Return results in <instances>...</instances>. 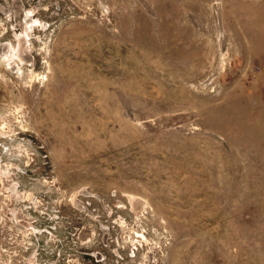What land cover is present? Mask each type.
<instances>
[{
	"label": "rangeland",
	"instance_id": "374dc122",
	"mask_svg": "<svg viewBox=\"0 0 264 264\" xmlns=\"http://www.w3.org/2000/svg\"><path fill=\"white\" fill-rule=\"evenodd\" d=\"M17 4L0 48L28 32L32 59L0 56V264H103L83 251L104 224L122 264H264V0Z\"/></svg>",
	"mask_w": 264,
	"mask_h": 264
},
{
	"label": "flooded vegetation",
	"instance_id": "af4514ba",
	"mask_svg": "<svg viewBox=\"0 0 264 264\" xmlns=\"http://www.w3.org/2000/svg\"><path fill=\"white\" fill-rule=\"evenodd\" d=\"M1 7L4 8V10L6 12H8V15H11V10L10 8L4 6V5H1ZM22 22H25V17L23 18ZM9 44L11 42H4L3 44ZM2 57V55H0ZM102 224V223H100ZM106 224H104V229H101L103 231V237H101V244L103 246V248H100V249H94V250H85L83 251V254L89 256V257H92L96 262H100V263H103V264H109V261H113V264H122V262L124 260H126V256L123 254V251H124V246L122 245H114V247L112 246V242L111 240H113V233H112V230H111V226H109V228H106L105 226ZM101 234V235H102ZM141 237V236H140ZM138 241V240H137ZM115 243V241H114ZM134 243V242H133ZM109 250V251H108ZM132 252H135L134 248L132 250ZM129 254V252H127ZM129 256H132L131 254H129ZM135 256V254H134ZM50 264H58V260L56 261H53L51 260L50 261Z\"/></svg>",
	"mask_w": 264,
	"mask_h": 264
},
{
	"label": "bare ground",
	"instance_id": "6f19581e",
	"mask_svg": "<svg viewBox=\"0 0 264 264\" xmlns=\"http://www.w3.org/2000/svg\"><path fill=\"white\" fill-rule=\"evenodd\" d=\"M17 3H18V0H14L15 15H16L18 24H20V23H22L24 15L21 13V10L17 8V6H18ZM26 24H27V22H26ZM25 32H26V30H25ZM28 35H29L28 32L26 34L23 33V35L18 38V46L13 45L12 42H11L8 45H6L3 49L0 48V55H2V57H4V58H9V57H11L12 54H14L17 57L21 58L23 61L31 60L32 58L30 57V53H29L30 43H29ZM10 46L11 47L13 46V50L8 51L9 50L8 48ZM11 188H12V190L15 189V184H12ZM130 201H131L132 210L136 214H138L140 212V210L142 209V207H143L141 202H139L133 196L131 197ZM140 236L143 237L145 240L148 239L145 233L140 234L139 237Z\"/></svg>",
	"mask_w": 264,
	"mask_h": 264
}]
</instances>
